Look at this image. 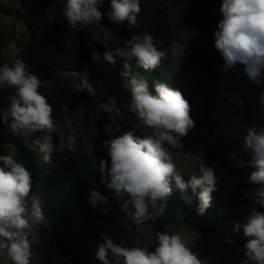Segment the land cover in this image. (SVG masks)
<instances>
[{"label": "clouds", "instance_id": "clouds-1", "mask_svg": "<svg viewBox=\"0 0 264 264\" xmlns=\"http://www.w3.org/2000/svg\"><path fill=\"white\" fill-rule=\"evenodd\" d=\"M102 3L103 0H66L63 15L74 31L78 30V25L98 26L105 15L114 25L125 22L128 28L137 25L140 0H110L106 12L101 11ZM220 13L223 18L214 33V47L223 57L225 68L234 69L241 64L249 80L260 84V77L264 76V0H222ZM104 38H109L107 32ZM168 52V48L158 49L154 37L145 32L132 36L123 48L105 51L102 56L113 69L117 66V56L124 60L119 75L130 92L129 110L150 129V134L142 138L129 131L103 141L110 165L107 160L99 161V172L102 177H107V186L128 196L137 223L155 221L163 216L168 201L177 190L183 194L184 202L190 204L189 188L199 201L198 214L204 215L211 206L212 194L218 191L214 168L202 164L198 173L193 172L185 181L169 151V147L181 149V139L194 127L189 102L179 90L160 81L155 83L153 94L147 78L133 72V60L136 67L152 72L161 65ZM90 56L93 62L101 60L95 50ZM41 84V79L29 71L22 58L16 59L11 66L8 63L0 66V86L15 89L9 97V105L0 111V123L7 125L14 135L25 138L43 133L36 136L33 143L42 154L43 162L50 164L56 150L53 134L58 125L52 105L39 91ZM83 87L94 94L87 78L83 80ZM259 101L264 109V91L260 93ZM240 105L243 106V101ZM101 108L119 114L115 97H109ZM106 130L111 131L110 128ZM70 131L73 135L67 140V149L74 151L76 129L73 127ZM245 146L251 155L249 160L245 161L236 153L230 154V160L237 168L253 169L247 182L257 187L246 195L264 208V127H251L245 137ZM0 162L3 164L0 167V255L11 264H30L32 244L39 238L37 226L45 222L44 208L40 198L32 195L30 170L11 155H0ZM105 182V179L101 180V183ZM88 203L101 213L110 211L100 207L109 204V200L95 187L89 192ZM234 231H242L246 240L244 256L238 264H264V211L251 208L243 220L234 223ZM100 240L95 256L101 264H112L107 258L109 253L117 264H206L180 236L171 234L170 229L157 233L154 251L146 244L126 247L106 232L100 234ZM226 243L233 241L227 238Z\"/></svg>", "mask_w": 264, "mask_h": 264}, {"label": "rangeland", "instance_id": "rangeland-1", "mask_svg": "<svg viewBox=\"0 0 264 264\" xmlns=\"http://www.w3.org/2000/svg\"><path fill=\"white\" fill-rule=\"evenodd\" d=\"M0 3L13 5V12L10 15L0 14V29L13 37V41L3 51L5 63L11 66L16 59L22 58L29 71L36 74L46 88L58 84L72 86L77 83L80 77L77 71L66 72L44 55L56 53L59 43L66 44L69 41L67 35L54 27V12L43 7L37 0H0ZM175 36L174 53L163 59L156 70L144 72L133 62V72H139L146 78H157V70L163 71L169 78L176 74L181 75L178 85L183 97L190 104V117L194 121V127L186 137L181 139L183 145L181 149L169 147V151L177 165V170L191 174L198 173L202 164L208 166L209 159L213 157L211 167L215 169V175L218 177V191H215L212 196L224 205H231L239 216L238 219H232L226 229L236 237L237 245L223 242L218 236L207 231L203 224L193 219H185L178 209L169 204L165 214L157 220L137 223L133 218L135 209L129 202L128 196L122 192L118 193L115 189L110 188L108 195L100 193L109 200V204L100 207L109 208L110 211L104 214L93 209L88 203V196L98 176L101 175L98 158L100 143L97 139L94 116L90 110L69 108L64 105L60 106V110L64 113L66 121L70 123L65 121L57 124L58 137L52 162L45 164L42 159L41 162L47 171H51L53 165L70 153L67 149V140L73 135L70 129L74 127L76 129L75 148L79 150L88 165L86 172L79 175L75 184L69 188L82 197L83 216H79L76 221L78 226L74 229L66 219L54 220L48 225L56 233H83L88 244L98 245L102 242L100 234L106 232L114 241L126 247L146 244L149 250L153 251L157 246V240L149 236L146 229L153 225H160L162 232L170 229L171 234L180 236L187 246L197 250L199 258L205 260L206 264H238L244 256L246 240L242 231L240 233L234 231V223L240 218L243 220L251 208H256L258 211H264V208H260L250 196L246 195L255 188L243 182V172L230 170V168L240 169L234 166V162L230 160V154L236 153L245 160L248 149L240 135L243 134L246 137L248 130L253 126L264 127V109L260 106L257 94V88L264 87V78L260 77V84L250 81L244 66L237 64L234 72L237 105H226L224 88L228 69L225 68L224 61L221 66L212 63V70H205L202 65L194 63L192 56L194 50H208L213 47L214 34L195 29L175 32ZM99 87L103 103H106L109 97H115L119 114L127 109L129 116L131 115L130 97L122 94L119 89L124 87L119 72L101 79ZM240 101H243V106L240 105ZM246 105L251 106V119L246 115ZM119 114L115 115L119 116ZM208 117L214 119L213 134L199 129L211 127ZM127 119L131 123L124 121L130 124L136 134L141 137L150 134V129L145 128L135 117ZM42 135L43 133H35L26 140L32 148L38 149L33 140L36 136ZM0 155L14 156L11 145L1 139ZM35 195L40 198L43 205V194ZM38 229L39 238L32 244L31 256L37 253L41 243V232L39 227ZM110 261L112 264H117L113 256ZM0 264H11V262L0 255ZM93 264H101V262L93 257Z\"/></svg>", "mask_w": 264, "mask_h": 264}, {"label": "trees", "instance_id": "trees-1", "mask_svg": "<svg viewBox=\"0 0 264 264\" xmlns=\"http://www.w3.org/2000/svg\"><path fill=\"white\" fill-rule=\"evenodd\" d=\"M37 1L43 7L54 12V27L69 37L68 43H59L56 53L44 55L64 71H77L80 74L78 82L72 86L58 84L46 88L41 84L39 91L52 105L53 117L57 124L66 121L64 113L60 110L61 105L69 108L87 109L93 113L97 139L100 143L98 158L109 161V165L110 158L103 147V141L122 136L129 131L133 132L135 136H141L134 132L129 124L131 122L127 119L128 117L137 119L133 113H130L129 116L128 110L124 109L117 116L101 108L103 101L99 87L100 80L120 72L124 64V60L117 56V66L113 69L111 65L103 61V53L105 51L115 52L116 48H123L125 42L130 40L132 36L143 35L147 32L154 37L155 46L158 49H169L168 56L174 53L175 32L200 29L213 35L217 30L218 22L223 18L220 13L222 0H140L141 12L137 16L138 23L135 26L128 28L126 22L123 25H114L105 15L98 26L78 25V30L74 31L63 15L66 0ZM100 7L102 12H106L110 8V0H103ZM12 12V4L0 3V14L10 15ZM105 32L108 33V39L104 38ZM12 41L13 37L0 29V66L5 63L3 51ZM92 50L101 55L100 62L92 61L90 56ZM192 56L194 63L202 65L205 70H212V63L221 66L224 61L214 46L208 50H194ZM156 72L157 78H147L150 91L153 94H155L154 85L157 81L167 83L170 88L180 91L178 83L181 75L176 74V76L169 78L163 71L157 70ZM234 72L235 68L228 69L224 88L225 104L230 106L237 105ZM262 77L264 78V76ZM85 78L92 86L94 94L83 87ZM119 89L122 94L130 97V92L127 89L124 87ZM262 91H264V87L257 88L258 96ZM14 93L15 89L0 86V111L9 105V97ZM245 108L246 115L251 119V106L246 105ZM107 128H110L111 131H107ZM53 137L55 144L58 137L57 131ZM240 137L245 142V136L241 134ZM0 139L11 145L14 151L13 157L32 173V195L43 194L45 222L37 226L41 232V243L37 253H33L34 255L31 256L30 264H93V257H96L98 245L95 243L88 244L82 235L83 233H56L48 225L51 221L66 219L74 229L78 226L76 221L79 216H83L82 197L69 188L75 184L77 177L87 170L88 163L79 150L75 148L74 151H70L63 160L53 165L51 171H47L41 162L42 154L39 150L32 148L25 137L14 135L10 128L2 123H0ZM250 158L251 155L248 151L245 161ZM212 160L213 157L208 162L210 167ZM0 167H3L2 162H0ZM230 170L235 172L241 170L244 174L243 182L251 188L257 187L247 182L253 169L230 168ZM180 173H182L185 181L190 179L191 173ZM102 179H105L106 182L101 183ZM94 187L100 193L106 195L110 193L107 177H102V175L98 176ZM182 195L178 190L175 191L168 204L178 209L185 219H193L203 224L207 231L218 236L223 242L226 243V239L231 238L233 241L231 244L237 245L236 237L226 231L231 220L239 218L231 205H224L221 201L213 198L206 213L200 215L197 211L199 201L191 189L187 190V195L192 197L190 204L184 202ZM146 230L148 235L155 240H157V233L162 232L160 225H153ZM192 251L198 253L195 249ZM107 258L110 260L112 255L109 253Z\"/></svg>", "mask_w": 264, "mask_h": 264}, {"label": "water", "instance_id": "water-1", "mask_svg": "<svg viewBox=\"0 0 264 264\" xmlns=\"http://www.w3.org/2000/svg\"><path fill=\"white\" fill-rule=\"evenodd\" d=\"M12 6H13V5H12ZM208 118H209V122H210V124H211V127H210L209 129H204V128L200 127L199 129H200L201 131L207 132V133H209V134H213L214 131H215L214 120H213L211 117H208ZM196 125H198V124H196Z\"/></svg>", "mask_w": 264, "mask_h": 264}]
</instances>
